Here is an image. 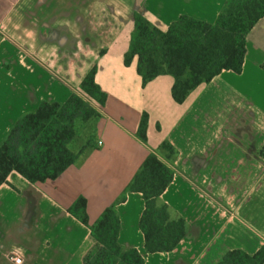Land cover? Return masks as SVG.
Masks as SVG:
<instances>
[{"label":"crops","instance_id":"1","mask_svg":"<svg viewBox=\"0 0 264 264\" xmlns=\"http://www.w3.org/2000/svg\"><path fill=\"white\" fill-rule=\"evenodd\" d=\"M225 3L0 0V145L42 103L65 104L95 67L107 94L100 118L80 125L73 167L42 184L12 172L0 187V264H15L13 257L85 264L95 241L68 208L86 198L94 223L149 154L165 157V142L174 149L166 161L174 179L158 205L185 220L187 235L174 251L148 255L140 229L145 203L128 193L117 207L120 244L137 249L145 264H225L230 251L254 255L264 247V18L247 36L243 72H222L183 104L172 98V76L143 86L137 60L124 63L136 15L166 32L182 16L214 24ZM145 113L144 142L138 130Z\"/></svg>","mask_w":264,"mask_h":264},{"label":"trees","instance_id":"2","mask_svg":"<svg viewBox=\"0 0 264 264\" xmlns=\"http://www.w3.org/2000/svg\"><path fill=\"white\" fill-rule=\"evenodd\" d=\"M264 18V0H226L217 21L209 24L182 16L165 32L141 15L134 18L135 29L125 54L129 67L137 60V73L143 86L161 75L174 78L171 94L183 104L189 94L210 83L224 71L243 72L247 53V36ZM97 68L84 78L79 92L65 104L42 103L23 116L0 145V187L9 184L17 172L32 184L58 179L79 160L75 144L81 124L100 118L99 109L107 102V94L96 82ZM149 116L143 115L138 137L147 140ZM165 157L151 153L136 173L122 196L91 223L87 199L79 197L68 212L87 226L95 246L85 257V264H145V256L119 242L121 220L117 207L128 193L142 195L145 208L140 218L148 255L174 251L187 235L183 218H172L167 205L158 200L174 179V171L166 163L174 155L173 147L162 145ZM261 155L264 157V148ZM225 264H264V247L249 255L241 250L226 254Z\"/></svg>","mask_w":264,"mask_h":264},{"label":"built area","instance_id":"3","mask_svg":"<svg viewBox=\"0 0 264 264\" xmlns=\"http://www.w3.org/2000/svg\"><path fill=\"white\" fill-rule=\"evenodd\" d=\"M263 68H264V63H263ZM98 145L101 146L102 142H98ZM12 260L14 261L15 264H22V259L19 257H13Z\"/></svg>","mask_w":264,"mask_h":264},{"label":"rangeland","instance_id":"4","mask_svg":"<svg viewBox=\"0 0 264 264\" xmlns=\"http://www.w3.org/2000/svg\"><path fill=\"white\" fill-rule=\"evenodd\" d=\"M81 127L82 126H80L79 128H80V130H81ZM83 129V128H82ZM217 244V243H216ZM224 244H226L227 246L229 245V242L227 243L226 241H224V240H220V241H218V246H223ZM95 260V257L92 259V261H91V264H92V262Z\"/></svg>","mask_w":264,"mask_h":264}]
</instances>
